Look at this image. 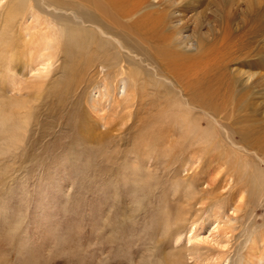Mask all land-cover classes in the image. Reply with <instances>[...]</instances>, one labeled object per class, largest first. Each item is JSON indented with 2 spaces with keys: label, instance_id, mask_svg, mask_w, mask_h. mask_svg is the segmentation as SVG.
<instances>
[{
  "label": "rangeland",
  "instance_id": "374dc122",
  "mask_svg": "<svg viewBox=\"0 0 264 264\" xmlns=\"http://www.w3.org/2000/svg\"><path fill=\"white\" fill-rule=\"evenodd\" d=\"M14 2L0 1L2 108L10 96L26 94L37 78L31 71L38 49L31 46L27 28L34 29L35 22L29 12L25 19H12ZM208 2L180 4L176 29L185 39L176 36L177 48L195 52L190 46L202 34L212 41L218 33L223 36L225 25L234 41L264 25V0H233L225 9ZM10 17L13 24L6 30ZM128 37L144 49L155 45L136 28ZM91 47L60 50L48 62L40 96L30 100L20 121L11 111L0 113V264L258 263L260 249L251 238L264 231V187L255 192L250 177L259 172L256 164L264 170L258 153L264 154L248 152L252 170L242 173L244 168L231 165L223 129L198 118L196 109H191L196 119L185 124L190 131L162 119L152 124L148 110L155 113L156 100L171 99L170 83L126 56L117 58L120 63L97 59ZM235 50L223 68L211 67L216 61L210 60L205 76L225 74L243 105L245 122L234 112L235 118L223 120L228 129L254 131L264 125V40ZM255 50L263 58L252 56ZM126 88L134 91L133 104ZM234 206L243 210L234 213ZM232 214H238L237 223L230 221Z\"/></svg>",
  "mask_w": 264,
  "mask_h": 264
},
{
  "label": "bare ground",
  "instance_id": "6f19581e",
  "mask_svg": "<svg viewBox=\"0 0 264 264\" xmlns=\"http://www.w3.org/2000/svg\"><path fill=\"white\" fill-rule=\"evenodd\" d=\"M14 1L16 2L13 4L12 19L15 17L25 19V15L29 12V21L32 22V25L35 22L33 25L34 29L27 28L30 30L29 40L31 41V46L38 49L35 56V68L31 71L32 77L35 75L37 78L34 83L32 81L29 82L27 85L29 89L26 94L23 96H10L7 99L8 103L4 101L3 108V102L0 99L1 114L4 111H11L20 121V116H26L28 113L30 100L38 97V95L40 96L43 85L41 80H44L51 66L48 62L55 58L57 54L62 53L60 50L68 54L71 51V47H80L88 43L92 46L89 51L93 48V52L99 53L96 56L97 59L101 56H104L106 60L126 56L133 63L136 60L134 64L138 66L139 63L138 67H142L144 72L153 76V78H158L162 83H170L174 91V100L171 101L172 96L169 100L168 98H164L154 102V106H157L155 108L156 112L154 113L153 111L155 110L152 111V109L148 110V121H152V124L155 122L160 123L159 121L162 119L163 122L172 124L176 122V124H180L182 130L187 129L190 131L188 125L186 126L185 124L191 123L192 118L193 121L196 119L191 114V109H196L198 111V118L211 120L213 125L218 124L223 129L222 131L226 134L225 141H228L227 145L232 150V153L229 152L233 159L231 165L240 171L244 168L245 170L242 173L246 174V172L249 170L251 172L252 170L247 166L250 160L248 152H253V149H256L258 152L264 154V125L258 126L254 131L252 130L253 132L245 131L242 126L234 130L231 127L228 129L227 123H224L223 120L226 122L230 119L232 120L235 118V113L240 114L237 121L242 120L244 117L242 114L243 105L237 98L238 94L231 91V86L225 83V74L222 75L220 73L221 76L219 77L205 76V69L210 65V60L216 61L215 66L211 67L223 68L226 59L236 57L235 54L237 52L235 49L240 48L242 50L244 42L252 44L257 41L262 43V40H264L262 39L264 25L261 23L255 30L247 33L246 40H230L227 25L222 29L223 36L220 37L218 33L216 39L212 41L209 40V35L204 36L202 34L201 38L197 39L199 41L197 45L192 44L190 46L195 47L196 51L188 53L177 48L173 44V40H177V35L181 37V40L185 39L184 34L180 32L181 30L176 29L177 24H180V21L176 19H179L178 14L182 7L180 4L184 5V2L188 4L192 0H182L180 3L176 0H158L157 2L153 0H34L31 4L24 3L23 0ZM232 3L233 0H209L208 5L218 8L222 6L225 9L234 5ZM183 8L187 11L191 7L188 5L183 6ZM261 8L263 9V6ZM9 13L7 14L8 18ZM228 15L229 12L222 18L227 21ZM2 19V16H0V20ZM12 19L10 20V25L8 23L5 26L6 30L12 26ZM63 22H67L68 24H63ZM135 28L138 30V33H143L152 38L155 45L149 49H144V46L141 44L132 43L128 35L130 36ZM65 38L69 41L68 44ZM4 40L5 36H0V43ZM186 41L184 42L188 44ZM251 54L256 59L263 58L260 51L255 50ZM115 61H118L117 63L122 62L121 59ZM118 65L121 67L120 73L125 74L124 65ZM139 72L136 71L135 75L139 74ZM124 78L125 76L122 77V79ZM31 79L33 80V78ZM186 80L188 81L183 84V81ZM162 86L166 93L165 84ZM163 89L158 88L157 91L161 93ZM30 90L34 91V94ZM125 90L129 92V89L126 88ZM126 95L129 98L131 97L128 103L133 104L135 98L134 91H130ZM10 100L13 103L11 107L9 106ZM156 102L159 103V106ZM242 121L245 122V120ZM182 130L181 132H183ZM195 130L196 127L192 128L191 133H194ZM198 132L199 136H202L203 132H200V129H198ZM157 133H159L160 137L161 134L163 137L166 136L162 131ZM234 150L238 153H245L248 157L246 155L247 158H242L237 153L235 155ZM255 154L257 153L255 152ZM258 158L264 163V158L259 153ZM260 165L264 167V164ZM255 170L259 172H255V175L250 177V181L255 192L259 193L261 188L264 187V170L257 164L255 165ZM242 210L241 206H234L232 212L239 213ZM237 218L238 214H232L229 217L230 221L234 223H237ZM254 237L255 239L251 238V240H257L256 245L260 249L258 253L259 261L256 264H264V231L255 233ZM195 238L196 236L193 238L189 237L190 240H194Z\"/></svg>",
  "mask_w": 264,
  "mask_h": 264
}]
</instances>
